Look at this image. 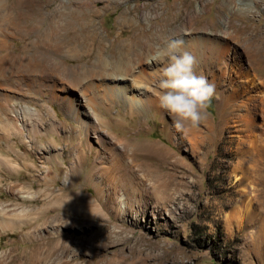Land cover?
I'll list each match as a JSON object with an SVG mask.
<instances>
[{
  "label": "rangeland",
  "instance_id": "374dc122",
  "mask_svg": "<svg viewBox=\"0 0 264 264\" xmlns=\"http://www.w3.org/2000/svg\"><path fill=\"white\" fill-rule=\"evenodd\" d=\"M81 2L93 12L73 13L71 20L78 31L67 37L68 43L76 41L86 52L74 59H55L68 71L78 66L87 71L98 68L93 62L101 46L108 60L105 75L124 76L137 63L130 42L133 50L141 48L144 41L154 42L156 33H161L163 38L182 31L226 37L232 53L226 62L229 69L220 66L225 72L221 78L223 86L215 85V94L207 109L208 125L212 126L209 129L207 124L201 123L196 127L199 131L196 135L202 137V147L194 148L185 141L184 134L174 126L167 112L164 118L156 109L130 116L122 102L106 107L100 105V116L109 122V127L103 130L104 145L98 146L95 137L89 136L93 151H101L99 156L107 163L108 152H114L115 147L120 146L119 141L125 143L120 147L150 144L167 150L171 154L169 158L162 153L150 157L140 153L133 167L141 175L137 164L142 160L168 172L171 175L169 198L155 201L148 193L134 198L124 196V202L131 209L122 214L117 204L121 193H117L112 196L117 201L115 204L108 203L96 213H80L78 210L84 208L85 198L96 197L93 182L101 183L100 172L95 170V166H99L94 153L87 152V160L71 175L73 152L79 141L84 143L85 135L78 132L77 124L61 100L50 102L49 95L31 91L26 103L21 104L42 113L40 104L44 102L51 114L40 119L17 116L18 122L24 123L23 133H27L25 140L19 136L10 139L18 154L7 148V142L0 141V153L7 154L5 157L9 160L8 165H0V201H3L0 205L12 204L20 214L45 210L38 224L30 221L13 231L0 228V264H50L56 252L61 254V247L68 244L69 238L79 249V264L113 260L117 264H264V155L255 154L259 160L246 181L237 182L236 175L242 176L243 171L233 170L239 147L245 148V144L241 145L246 136L241 117L252 120L264 141V88L261 87H264V0H30L29 6H40V16H43L59 8H76ZM26 11L31 12L30 8ZM89 20L96 27L99 40L87 53L88 31L82 23ZM52 26L58 30L59 21L53 20ZM73 36L75 39L71 38ZM51 41L46 42L51 44ZM12 42L19 51L22 43ZM246 57L253 68L249 75L261 83L259 89L249 87L246 79L233 72H237L235 64H246ZM114 64L119 65L118 71L113 68ZM220 67H215L214 72L219 73ZM200 71L209 82L211 74ZM96 72L93 80L102 77L103 71ZM232 87H238L240 95L224 103L221 93L232 94ZM71 92L79 96L78 92ZM248 159L246 167L251 166V158ZM140 178L143 185L151 184L148 178ZM25 195L31 199L21 198ZM77 218L80 222L75 226L71 222ZM106 231L113 237L115 232L121 233L118 241L104 243ZM27 233H30L28 238ZM53 241H59L55 249ZM37 249L45 256L44 262L37 258Z\"/></svg>",
  "mask_w": 264,
  "mask_h": 264
},
{
  "label": "bare ground",
  "instance_id": "6f19581e",
  "mask_svg": "<svg viewBox=\"0 0 264 264\" xmlns=\"http://www.w3.org/2000/svg\"><path fill=\"white\" fill-rule=\"evenodd\" d=\"M29 3L30 0H0V120L2 121L0 124V141L3 140L7 142V148L14 151L13 143L10 140L11 137L19 136L24 138V135L27 134L23 133V129H25L24 123L21 124L18 122V115L23 114L31 116V118L32 116H37L38 119L45 115L50 116L51 113L49 106L44 102L40 104L41 109H43L42 111H44L42 113L35 109V107L21 104L26 100L27 96L30 95L31 91H35L36 94L39 93L43 96L44 94H47L49 95L50 102L57 100L62 101L63 107L77 124L78 132L80 134L83 133L86 138L84 143L79 141L76 144L74 152L72 151L74 162L71 163L69 167L71 175L81 168L82 164L87 160V152L89 154L94 153L95 163L99 166L98 168L95 166V170H99V178H101V183L103 185L101 186V183L93 182L96 197L94 199L85 198L84 208L82 210L79 208L78 210L80 213H96L102 206L107 207L108 203L115 204L116 200L112 198V196L117 193H121L119 198H117V204L119 212L122 214L131 209V206H129L127 202H124V196L127 198H134L135 196H141L143 193H148L155 201H164L169 198L168 190L171 175L168 172H162L161 170L152 167L148 162L142 160L140 161V164H137V166L141 168V175H138L133 167L136 165L137 157L140 153L141 156L144 155L149 157L153 154L161 155L162 153L166 158H169L171 157V154L167 150L150 144L134 146L133 148L122 146V148L120 146L123 143L119 141L118 144L120 146H116L114 152L111 150V153L108 152L110 160L105 163L106 161H104V158L99 156L101 151L99 150V153L98 149L96 150L95 148L96 151H93L92 143L89 139V136L93 135L98 146H101L102 144L104 145L105 143V131L103 132V130L109 127V122L100 116L98 111L100 105L106 107L107 105L110 106L122 102L126 106L130 116H139L141 112L156 109V113H160L163 118L165 117L166 111L159 107L157 94L160 92L158 85L162 78V69L167 65L168 61L153 59L157 53H155L154 50L158 51L165 37L163 38L161 33H156L153 37L154 42L144 41V43L141 44L143 47L136 48L135 50H133V46H131L132 43H128L131 51L135 52L137 63L135 67L130 68V73H125L124 76L120 75L113 77L105 75L104 68L107 69L108 60L104 57L106 51L103 50L104 47L102 48L101 46H98L96 60L93 62L98 68L87 71V68H81L78 66L77 68L73 67L68 71L65 66H61L55 59L57 57L74 59L86 52V50L84 51L81 49L78 42L75 41L73 44L68 43L69 38L67 35L69 33L75 34L78 31V27H76L77 25L75 26L74 21L71 20L72 14L75 12L83 13L84 10L88 12L93 11L85 5V2H81L76 8H59L53 14H43V16H40L41 12L40 9H38L40 6H36L37 8L30 7ZM28 8H30L31 12L26 11ZM121 17L123 21L126 20L123 17V14ZM33 18H35V20ZM56 19L60 23L58 30H55L52 26L53 20ZM82 25L85 30L87 29L88 31L87 37L89 39L88 45L90 48L87 49V53H89L92 50L91 47L94 42H98L99 36L92 21H86L85 23H82ZM192 34L193 33L189 31H182L177 35L181 36L184 40L183 50L190 52L198 61V65L195 69L196 74L203 75L200 70L210 73L211 79L209 83L214 86L217 84L223 86L221 78L224 76L225 72L221 70L220 66H227L228 63L226 64V62L229 61L232 53L231 45L228 42L229 40H226V37L224 36L212 35L207 32H202L197 35ZM32 35H34V38H32ZM71 38L75 39L74 36ZM14 40H18L22 43L20 48H18L19 51H16L14 47V43L12 42ZM50 40L53 41H51V44H48L46 41ZM82 42L85 43L84 39H82ZM120 46L122 47L121 44ZM143 51L146 53L144 54ZM45 55H48L49 57H46ZM235 65H238L237 72H233L239 78L246 79L249 87L252 86L255 89L260 88L261 83H257L255 77L249 75V71L253 68L248 58L246 59V64L244 66H241L240 63ZM118 66L119 65L114 64L113 68L118 71ZM215 67H220L218 68L219 73L214 72L213 69ZM231 69H233V66H231ZM97 70L103 71L100 73L102 74V77L93 80ZM132 73L135 74V76L131 75ZM126 76L131 77V79H128ZM233 87L232 94H226L224 91L221 93L224 103L231 102L233 96L234 98L239 97V88ZM261 87L264 88L263 85ZM71 91L78 92L79 96L72 94ZM29 102L31 101L29 100ZM16 104L21 105L16 108ZM240 119L244 121L242 123L245 125L246 136L244 137L245 140L243 143H241V145L245 144V148L242 146L241 148L239 147V150L237 149L238 159L233 167L234 171H243L241 174L242 176L236 175V180L239 183L250 179L252 167L256 165V162L259 160L258 157L264 155V141L256 132L255 124L253 125L251 123L252 120L250 121V118H248L249 120L244 117H241ZM203 123L207 124L206 127L208 126L209 129L211 128V124L208 125L207 119ZM180 130L185 136V141L191 147H202V137L196 135L199 132L196 127L192 128L186 126ZM189 135H193L194 137ZM28 137L29 136L26 138L28 139ZM31 137L29 138L31 139ZM30 139L27 141L32 144ZM68 142H70V140ZM40 149L42 150L43 147L41 146ZM14 152L15 154H18L17 151ZM257 153L259 156L256 159L255 154ZM5 155L0 153V165L6 166L9 164V160ZM248 158H251V166L246 167L245 163ZM140 177L148 178V182L150 181L151 184L143 185L144 182L142 183ZM21 198L24 200H30L31 196L25 195L21 196ZM44 210L45 209H39V211L34 212L33 214L29 212L20 214L12 204L6 206L0 205V228L3 231H13L16 227L26 225L30 221L38 224L37 222L43 218ZM79 222L80 219L77 218L71 223L76 226ZM105 233L106 239L103 241L104 243L117 240L119 234H121L115 232L114 234L116 236L113 237L111 236L112 233L108 234L107 231ZM51 234L54 236L56 235L55 232H51ZM28 236H30V233L25 235L27 238ZM92 238H94V235ZM67 240H69L68 244L61 247V254H57L56 252L55 259H53L50 264H79L77 259L79 249L73 246L74 244L70 242L73 241L72 239L69 238ZM58 242L53 241L52 247L54 249L57 248ZM36 255L39 261L44 262L45 256L38 249ZM101 263L117 264L114 260L110 263L104 261ZM84 264L96 263L88 262Z\"/></svg>",
  "mask_w": 264,
  "mask_h": 264
},
{
  "label": "clouds",
  "instance_id": "9594fccd",
  "mask_svg": "<svg viewBox=\"0 0 264 264\" xmlns=\"http://www.w3.org/2000/svg\"><path fill=\"white\" fill-rule=\"evenodd\" d=\"M183 49V38L170 36L153 57L168 61L158 85V103L173 118L177 129L195 128L203 123L215 94V86L205 76L196 74V57Z\"/></svg>",
  "mask_w": 264,
  "mask_h": 264
}]
</instances>
